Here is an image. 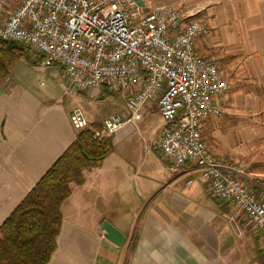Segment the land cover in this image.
Here are the masks:
<instances>
[{"label":"crops","instance_id":"0c3cea01","mask_svg":"<svg viewBox=\"0 0 264 264\" xmlns=\"http://www.w3.org/2000/svg\"><path fill=\"white\" fill-rule=\"evenodd\" d=\"M147 8L200 10L210 32L196 42L213 58L230 89L216 97L219 116L202 119L210 151L242 168L238 180L258 192L264 180V0H137ZM0 89V226L43 174L74 142L70 122L83 110L89 127L126 113L119 93L91 87L70 96L57 62L29 53ZM59 69L63 80L43 88L35 68ZM56 74V73H55ZM121 95V94H119ZM118 100L122 102V107ZM119 104V105H118ZM165 126L155 100L136 121L111 136L112 151L100 167L85 172L61 206L62 222L49 264H264V236L230 202L211 197L194 161L176 171L153 148ZM148 135V157L142 137ZM150 157V158H149ZM110 222L121 245L103 237Z\"/></svg>","mask_w":264,"mask_h":264},{"label":"built area","instance_id":"2783aa9c","mask_svg":"<svg viewBox=\"0 0 264 264\" xmlns=\"http://www.w3.org/2000/svg\"><path fill=\"white\" fill-rule=\"evenodd\" d=\"M199 12L147 8L137 0H0V40L59 63L68 78L65 94L91 87L121 94L126 113L105 119L93 132L97 142L157 101L165 126L153 148L173 171L196 162L211 197L235 205L264 236V180L258 192L241 183L242 168L214 155L202 137V119L221 115L215 100L230 84L213 58L196 50L210 32ZM70 122L79 131L90 126L80 108Z\"/></svg>","mask_w":264,"mask_h":264},{"label":"trees","instance_id":"16d2710c","mask_svg":"<svg viewBox=\"0 0 264 264\" xmlns=\"http://www.w3.org/2000/svg\"><path fill=\"white\" fill-rule=\"evenodd\" d=\"M28 53L24 43L0 40V89ZM98 127L78 131L74 142L1 224L0 264H49L61 229V206L72 186L82 185L85 172L100 167L113 149L110 137L93 139Z\"/></svg>","mask_w":264,"mask_h":264},{"label":"rangeland","instance_id":"374dc122","mask_svg":"<svg viewBox=\"0 0 264 264\" xmlns=\"http://www.w3.org/2000/svg\"><path fill=\"white\" fill-rule=\"evenodd\" d=\"M23 64H24V62L20 61L17 64L18 68L21 65H23ZM32 71H33L34 81L36 83H38V84L39 83H43V85H42L43 88H49L51 86L53 87V86H55V84H58L59 82H61V80H63L61 75H60V73H59V69L54 68V67L35 68V69H32ZM115 97H122V96L117 94V95H115ZM118 103L120 104L119 108L124 105V103L122 105V102L120 100H118ZM142 143H143V146H144L145 157H148L149 155H148V152L146 150H147V146L150 145L149 144L150 143V138L148 137V135H146V133L142 137Z\"/></svg>","mask_w":264,"mask_h":264},{"label":"water","instance_id":"95a60500","mask_svg":"<svg viewBox=\"0 0 264 264\" xmlns=\"http://www.w3.org/2000/svg\"><path fill=\"white\" fill-rule=\"evenodd\" d=\"M103 236L109 241L115 243L116 245H121L125 236L121 231L115 228L110 222L104 221L102 224Z\"/></svg>","mask_w":264,"mask_h":264}]
</instances>
